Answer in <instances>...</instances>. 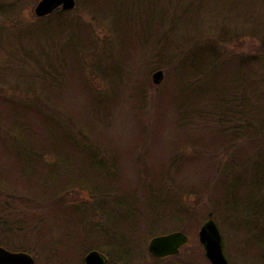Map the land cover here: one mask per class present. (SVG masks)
Listing matches in <instances>:
<instances>
[{
  "label": "rangeland",
  "instance_id": "374dc122",
  "mask_svg": "<svg viewBox=\"0 0 264 264\" xmlns=\"http://www.w3.org/2000/svg\"><path fill=\"white\" fill-rule=\"evenodd\" d=\"M40 1L0 0V245L33 253L36 264H84L91 250L105 254L109 264H211L199 231L212 212L229 263L264 264V150H260V139L248 141L257 132L252 123L248 127L251 119L240 104L242 99L245 103L249 97L255 98L251 112L264 113V0H195L201 23L197 40L210 25L211 42L218 40L221 44L224 41L219 40V33L225 31L228 41L217 46L216 53L220 55L225 48L231 59L219 68L222 75L217 83L201 74L192 78L189 86L176 80L180 61L172 65L165 54L153 56L151 40L139 34V23L142 26L147 15L152 22L159 11L156 4L148 11L144 8L148 1L144 0H75V8L67 13L61 7L39 16L36 7ZM110 7L112 12L104 11ZM55 24L57 32L48 29ZM102 50L105 52L101 54ZM56 62L64 63L62 73L56 71ZM49 65L54 70L46 75L42 68ZM159 70L163 79L155 84L153 74ZM27 73L39 75L23 84L20 76ZM110 77L118 84L115 96ZM36 78L56 85L66 78L60 95H53L61 97L57 101L63 103L47 104L52 109L54 105L59 107L54 106L61 114L53 115L55 120L62 119L65 130L70 131L72 125L68 128L65 113L77 119L76 127L72 125L75 131L91 119L92 150L99 158L114 160L112 166L106 161L107 171L95 170L84 151L76 152L81 162L71 177L63 170L60 173L64 178H58L57 173L56 186L47 185L53 175L47 169L52 164L42 155L30 156L33 166L28 165L26 171L21 168L18 151L23 153V147L31 150L25 143H31L32 138L27 125L23 129L8 124L10 120L19 123L28 119L34 128L39 118L33 111L32 122L28 112L20 113L8 99H16L24 108L33 101L39 103L38 98L48 92L41 94L44 86ZM89 87L96 93L92 91L93 95L86 97ZM32 89L41 95H34ZM97 93L104 94L102 104L96 102ZM233 99L241 105L240 117H233L235 124L242 125L239 131L218 120L219 114L234 110ZM71 103L78 108L86 106L91 112L75 116L69 111L74 106ZM188 106L189 113H181ZM78 110L81 113L83 109ZM204 110L209 116L206 112L204 117ZM253 123L259 132L263 130L261 118ZM45 127H37L40 146L50 141L43 135L54 140L52 130ZM224 127L226 130L221 131ZM77 138L81 145H89L87 138ZM36 148L42 153L49 151L38 145ZM107 149L112 153L109 157L103 154ZM49 158L55 159L57 167L70 168V159ZM88 173L100 176L99 193H90L85 185L71 186L82 184V177ZM171 178L178 179L174 186L191 193L190 197L177 198L179 207L173 206L168 213L148 215L152 191L159 193ZM251 181L259 184L257 188L251 187ZM225 188L232 205L245 202L243 206H249L247 201H251L256 207L257 212L254 209L249 216H241L244 230L238 229V218L217 209L227 199L223 198ZM175 231L189 237L180 253L162 260L153 258L148 251L151 238Z\"/></svg>",
  "mask_w": 264,
  "mask_h": 264
},
{
  "label": "trees",
  "instance_id": "16d2710c",
  "mask_svg": "<svg viewBox=\"0 0 264 264\" xmlns=\"http://www.w3.org/2000/svg\"><path fill=\"white\" fill-rule=\"evenodd\" d=\"M148 1L147 4L144 5L145 10H148L155 7L159 8V11L157 10V14L153 15V20L152 22H150V17L147 15L146 16V22L143 23V25L141 26L140 24H142L141 20L139 23V27H137L139 34L143 33L147 35V39L151 40L152 42V53L153 56L156 55V57L158 58L160 55L165 54L168 58V62H171L173 65V61H180L179 64L177 65V70L179 71L178 74V78L176 77V80L178 82H183V86H189L190 85V81L192 78L198 76V75H205L207 77H211L215 83H217V81H219V78H221V72L219 71V68L222 67L225 64H228L231 57H229L230 55H227L225 51V48H223L222 51H220V55L218 53L217 55V46L219 47L221 44L223 45V43H226L227 40V34L225 31H220L219 33V40H223L224 42H220L218 40H216V42H211L213 39L211 37H209L211 35V27L210 25H208L207 23V27L205 28V30H203V34L204 36H202L200 40H197V32L201 31L200 28V21H199V17H198V11H197V2L195 0H144V2ZM111 3V1H109ZM108 2V4H109ZM105 5V4H104ZM93 6H95L93 4ZM161 7V8H160ZM120 8V6H119ZM109 8H104V11H110L112 12V9L110 7ZM65 13L69 12V11H63ZM211 21V20H210ZM212 22V21H211ZM68 23V21H67ZM135 24L138 23V21L136 20L134 22ZM210 23V22H209ZM254 25V24H253ZM251 25L249 26L251 30ZM223 28V27H221ZM39 29H42V26L39 27ZM48 29H51L53 31H58L56 24L54 26H49ZM208 29V30H207ZM253 32L256 33V28L254 27L252 29ZM210 33V34H209ZM46 34V33H45ZM250 35V34H249ZM94 42V41H93ZM96 42V41H95ZM94 42V43H95ZM98 44V43H97ZM200 44V45H198ZM81 48V47H80ZM120 51H122L123 49H119ZM119 50H116L115 53L118 52V54L122 55L123 53L119 52ZM105 50L101 51V54L104 53ZM113 55V54H112ZM159 55V56H158ZM104 56V55H103ZM67 60V59H66ZM177 63V62H176ZM37 65L40 64V61H38L36 63ZM60 65L62 68H60ZM175 65V64H174ZM228 66V65H227ZM64 63H60L58 64L56 62V71L60 70L62 73V69H64ZM70 67V64H68V68L65 71L67 73L68 69ZM86 67V64H85ZM161 68V67H160ZM159 68V69H160ZM54 70L52 68V65H49L46 68H42L43 72H46V75L49 74L48 71ZM207 71H210L208 73H206ZM36 72V71H35ZM58 76L60 75L59 72H57ZM34 75L33 77L38 76ZM66 75V74H65ZM32 76H30L28 73L25 76H20V78L22 79L21 83L26 84V82L24 81H28L30 78H33ZM60 77V76H59ZM25 78V80H24ZM44 79L47 78V76L43 77ZM110 77L108 79L112 80L113 83H110V87L114 85V89L112 90L113 95L115 96V94H117L118 91H116V86L118 85L116 82L114 84V78ZM37 80L39 78H36ZM35 79V80H36ZM36 80V81H37ZM41 80L40 83L43 84L44 89L41 88V94L48 92V95H46L45 99L43 98H38L40 100V102H42L40 104V102H31L30 106L27 108H24V104H18V102L16 101V99L14 98H9V103L10 105H12L13 107H17L20 111V113L23 111L25 114L28 112L30 114V119L33 122V116L31 115L33 113V111H35L36 116L39 118V121L41 120L42 124L38 121L37 123H33L35 125V127L33 128L32 126H30L31 122L30 121H22L18 123L17 119L14 120H10L9 124H11V122L16 126V125H21V127L24 129L25 125L28 126L27 131H29V135L31 139V143L26 141L25 144L27 145H31V150L23 147V153L18 151V159L20 160V165L21 168L26 171V169L28 170L29 166L28 165H32L30 160L28 159L30 156L32 157H36V155H42L46 161H50L52 166H50L47 169L48 174H53L50 176V180L48 181L47 185L49 186H56V184L54 183L56 181L55 177L57 176V173H60L61 170H63V173H68L67 177H71L72 174H74L76 172L75 168H77L80 165V157H78L77 155V151H84L87 154V158L86 159H90L89 160V164L95 169L98 170L100 172L103 171H107V164L106 161L111 162V166L114 163V160H111V158H99L98 153H96L93 149V144L95 145V143L91 142V138H93V134H94V130L91 128V126L89 124H93L90 123L91 119L89 118L88 121L86 122V125L80 126L79 128H77V131H75L76 128H73V126L76 127V124L74 123L77 122V119L74 117V115L69 116V113H65V117L64 119L67 120L65 121L68 125L69 128V124L70 125V131H68V129L66 128V130L64 129L65 127L61 126V121L62 119H58L55 120L53 113H59L58 109L59 107H53V109L48 106L47 102H49L51 104L52 101L58 102V103H63V101H57V99H61V97H56L54 98L53 95H60V87H62L64 84H66V78H64V80L61 83H57L56 84H52L51 82H49V80ZM61 81V80H60ZM58 80V82H60ZM20 83V84H21ZM54 83V82H53ZM64 83V84H63ZM88 87V86H87ZM53 88H57L58 91H53ZM35 90L32 91L34 95H38L40 96L41 94L38 93V91H36V89H32ZM30 91V90H29ZM29 91L27 93H29ZM92 91H94L93 89H91L90 87L88 88V92L87 93V88L85 89V95L86 97L93 95ZM50 92V93H49ZM55 92V93H54ZM94 93H96L94 91ZM95 95V94H94ZM96 102L101 103L102 104V100L104 98V94H96ZM101 95V96H98ZM37 99V100H38ZM43 100L45 103H43ZM253 100L255 101V98L252 99L251 97H249L248 99L245 100L244 103V99H242V101H240L241 105H244L243 108L245 107L246 112L248 114L249 119H251L250 123H248V127H251V123L253 124V128L255 129V131L257 132L256 134L250 136L248 138V141H258L259 139L262 141L261 144V148L260 150H264V128L263 130H261V132H259V127L256 125V123H253V120H257V117L261 118L262 122L264 123V113L262 112V115H259L258 110L256 112V110H252L253 107H255V102H253ZM234 101V110L231 109L229 111H224L222 113V115L220 116V114L218 115V120L221 122V125L226 124L228 127H232V129L234 128H238L239 129L242 127V125L240 124H235L233 117L236 118L240 117V108L241 105L237 104L236 102L238 100L233 99ZM18 104V106H16ZM38 104V105H37ZM74 106H71V108H69V111L72 113L77 115H86L87 113L91 112L86 106L85 108H78V105H75L73 103H71ZM70 106V104H68ZM33 106V110L30 111V107ZM183 108H185L187 106V103H184ZM68 109V108H67ZM78 109H83L80 110ZM189 109L190 107L188 106L186 108V110L184 109V112H181L183 114L185 113H189ZM46 110H48V113L46 112ZM26 111V112H25ZM52 113H50V112ZM68 111V112H69ZM64 112H67V110L65 109ZM87 112V113H86ZM202 112H205L204 117L207 116L208 112L207 110H204ZM207 112V114H206ZM209 116V114H208ZM249 121V120H248ZM51 123L56 124L55 127H53L51 125ZM63 124V122H62ZM186 124V123H185ZM64 125V124H63ZM239 125V126H238ZM40 127L41 129L44 128V126L47 127V131H51L52 130V137L54 138V140H52L50 137L47 138L46 135H43V137L45 138V140H50L49 142H44L43 145L40 146V144L38 143V138H37V127ZM184 126V125H182ZM45 127V128H46ZM245 128V127H244ZM244 128L242 130V133H244ZM62 129V130H61ZM226 127H224L223 129H221V131H225ZM223 133V132H222ZM261 134V135H260ZM77 136H79L80 138H87L89 141V145L83 143V145H81L80 143L77 142L76 139ZM13 138L15 140H17L18 143V137L17 136H13ZM36 138V140H35ZM246 139V138H243ZM247 141V140H246ZM247 141V142H248ZM15 142V141H14ZM36 144V145H34ZM39 146L40 148H42L43 150L45 149H49L48 152L44 151L39 152L38 149L36 148V146ZM18 146V144H17ZM100 153L102 152L101 149H99ZM36 152H38L36 154ZM47 153V154H46ZM54 154V155H50V154ZM104 155H108L111 156V152L107 149L104 150ZM57 156L59 157L61 160L67 162L68 159H70L69 164H70V168L68 170H64L61 167H57V163L55 162L54 158H49V157H54ZM20 157H24V158H20ZM90 157V158H88ZM18 167V164L16 165ZM33 166V165H32ZM54 166V167H53ZM61 168V169H60ZM92 171L93 169L90 168ZM83 170V169H82ZM264 176V175H263ZM58 177V176H57ZM84 181L82 184L77 185L79 182H75V183H71V186L73 187H87V189L90 191H93V193H99L101 188H102V184L101 182H99L100 176H94L91 175L90 173H88V175H84L82 178H84ZM88 177V178H87ZM96 177V179H95ZM58 178H64V174L60 173V177ZM62 180V179H61ZM82 180V179H81ZM98 180V181H96ZM172 181H167V184L165 182V186L160 188V192L158 193V191H152L153 192V202L152 204H149V208L151 210V212L148 213V215H155L156 217L158 216V214L160 212H166L168 213L169 211H171V208L174 206L175 208L179 207V204H177V198L179 199H187L189 196V192L186 191H182V187H180L179 189L176 188V186H174L175 182L179 183V180H174L171 178ZM214 180V177H213ZM218 180V178H217ZM63 181V180H62ZM66 185L67 187L69 186L68 182L69 180L66 181ZM72 184H76V185H72ZM223 184V183H222ZM85 185V186H83ZM252 188H257V183L255 181H251L250 183ZM263 187H264V181H263ZM163 188V190L161 191V189ZM171 188V189H170ZM226 188L223 189V198H227L225 200V202L222 204H220L218 206V210L219 212H221V214H227L228 213L231 216H234L236 218H238V224H239V228L241 229L243 228L244 230V219L242 221L241 220V216L244 215L249 216L251 214V211L254 210L256 207L253 203H251V201H247V205L249 206H243V203L245 204V202L239 204V205H232L231 202L228 200V195L226 193ZM194 193H196V195L200 194L199 191H195ZM54 194H58V191H54ZM252 197V196H251ZM250 196L248 197V199L251 198ZM247 199V200H248ZM246 205V204H245ZM182 206V204H181ZM262 207H264V204L262 205ZM259 209V208H258ZM255 211L257 212V210L255 209ZM264 214V213H263ZM163 217V214H161ZM244 223V224H243ZM118 229H120L118 227ZM121 234V233H120ZM149 236V235H148ZM125 239V238H124ZM124 239H122V244L124 243ZM147 240V239H145Z\"/></svg>",
  "mask_w": 264,
  "mask_h": 264
},
{
  "label": "water",
  "instance_id": "95a60500",
  "mask_svg": "<svg viewBox=\"0 0 264 264\" xmlns=\"http://www.w3.org/2000/svg\"><path fill=\"white\" fill-rule=\"evenodd\" d=\"M65 10H72L76 6L75 0H41L36 7L39 16H45L58 7ZM163 79V71L159 70L153 74V81L159 84ZM199 239L205 249L206 257L211 264H229L223 250L222 235L213 213L209 214L208 220L199 231ZM189 241L188 235L181 231L172 232L154 237L149 243V252L157 258H165L177 255L182 246ZM34 258L25 252H12L0 247V264H34ZM85 264H107V258L97 250L89 252L85 256Z\"/></svg>",
  "mask_w": 264,
  "mask_h": 264
},
{
  "label": "flooded vegetation",
  "instance_id": "af4514ba",
  "mask_svg": "<svg viewBox=\"0 0 264 264\" xmlns=\"http://www.w3.org/2000/svg\"><path fill=\"white\" fill-rule=\"evenodd\" d=\"M1 246V245H0ZM4 247V246H3ZM5 248H7V247H5ZM8 249V248H7ZM8 250H10V248L8 249ZM11 251H13L12 249H11ZM13 252H26V251H13ZM27 253V252H26ZM28 254H30L33 258H34V260H35V263L34 264H36V261H37V257H36V255H34L33 253H31V252H29Z\"/></svg>",
  "mask_w": 264,
  "mask_h": 264
}]
</instances>
